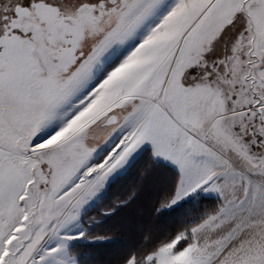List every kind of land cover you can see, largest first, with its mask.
Listing matches in <instances>:
<instances>
[{
  "label": "snow or ice",
  "instance_id": "obj_1",
  "mask_svg": "<svg viewBox=\"0 0 264 264\" xmlns=\"http://www.w3.org/2000/svg\"><path fill=\"white\" fill-rule=\"evenodd\" d=\"M0 264H264V0H0Z\"/></svg>",
  "mask_w": 264,
  "mask_h": 264
},
{
  "label": "trees",
  "instance_id": "obj_2",
  "mask_svg": "<svg viewBox=\"0 0 264 264\" xmlns=\"http://www.w3.org/2000/svg\"><path fill=\"white\" fill-rule=\"evenodd\" d=\"M138 159L140 161H136V163L132 164V165H136V167L132 166V170L133 168H139V170L144 166L146 160H147V156L144 155L143 153L138 157ZM128 170L124 173H122L119 177H117L115 180H113L112 182H110V184L107 186L105 193L103 194V196L99 199L101 201L104 202H110L113 198L115 197H119L124 195V193L128 190V188L135 183L139 171L138 173H135L133 171Z\"/></svg>",
  "mask_w": 264,
  "mask_h": 264
},
{
  "label": "crops",
  "instance_id": "obj_3",
  "mask_svg": "<svg viewBox=\"0 0 264 264\" xmlns=\"http://www.w3.org/2000/svg\"><path fill=\"white\" fill-rule=\"evenodd\" d=\"M142 154V151L141 150H137V152L136 153H133V155L129 158V161H128V163L124 166V167H122V168H120V169H117L114 173H113V175L112 176H110L109 177V179L106 181V186H105V188L110 184V182H112L113 180H115L117 177H119L122 173H124V172H126V171H128V170H130L131 168H132V166L134 167H136V165H132V164H134V163H136V161L138 162V161H140L139 159H138V157L140 156ZM131 171H133V172H135V173H138V171H139V168H133V170L131 169ZM104 188V189H105ZM103 189V190H104ZM102 192V191H101ZM98 198V197H97Z\"/></svg>",
  "mask_w": 264,
  "mask_h": 264
},
{
  "label": "rangeland",
  "instance_id": "obj_4",
  "mask_svg": "<svg viewBox=\"0 0 264 264\" xmlns=\"http://www.w3.org/2000/svg\"><path fill=\"white\" fill-rule=\"evenodd\" d=\"M151 22H152V21H149V23H151ZM143 31H144V28L142 27V28L140 29V33H142ZM140 33H138L137 36H136L135 38L129 40L128 43H127L126 45H124V47L121 49V51L126 50L128 47H131V45L134 44V43L136 42V40L139 38V34H140ZM106 188H107V187H106ZM106 188H105L104 190H102V192L99 194V196H98L97 199H100V198L103 196V194L105 193ZM93 203H95V202H93Z\"/></svg>",
  "mask_w": 264,
  "mask_h": 264
}]
</instances>
